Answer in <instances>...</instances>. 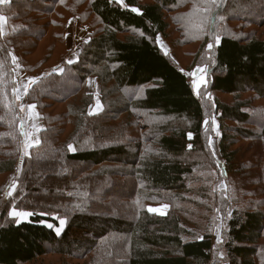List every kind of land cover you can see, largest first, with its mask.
Returning a JSON list of instances; mask_svg holds the SVG:
<instances>
[{
    "label": "trees",
    "instance_id": "16d2710c",
    "mask_svg": "<svg viewBox=\"0 0 264 264\" xmlns=\"http://www.w3.org/2000/svg\"><path fill=\"white\" fill-rule=\"evenodd\" d=\"M0 16V201L22 155L17 65L44 125L0 202V264H218V218L227 264H264V0H10ZM72 17L91 31L78 49ZM199 65L211 103L186 77Z\"/></svg>",
    "mask_w": 264,
    "mask_h": 264
},
{
    "label": "rangeland",
    "instance_id": "374dc122",
    "mask_svg": "<svg viewBox=\"0 0 264 264\" xmlns=\"http://www.w3.org/2000/svg\"><path fill=\"white\" fill-rule=\"evenodd\" d=\"M76 22V26L72 27L74 25V23ZM80 25H79V21L77 18H70L68 20L67 23V42H68V46L74 47L75 45H80L81 42H84L86 39L85 33H83V29H79ZM81 28H86V27H81ZM88 29V28H87ZM90 31V29H88ZM84 36H83V35ZM91 34V31H90ZM158 44L160 46V48L162 49V51L164 53H168L169 49L167 44L165 43V41H163L160 37L158 39ZM210 48L208 47L207 50H209ZM190 51V50H189ZM186 52V51H185ZM186 56V55H185ZM181 56L179 59L181 60V63L183 65H186L190 59L186 56ZM18 69L21 71H19L18 73H15V80L17 82V89L14 91V95L16 98V101L18 103V106L21 110V123L23 124V116L25 117H35L36 116V109H34L35 107H33L30 104H27L25 101V94L26 91L29 87V85L34 81V79L32 78H28L26 77L23 69L21 68L20 65H17ZM25 75L22 76V74ZM186 73V77L188 79V82L191 84L194 94L201 100L207 102V103H211L212 101V96L209 94V92L206 90L208 87V75H207V69L204 65H199L197 66L195 69H193L191 72H185ZM98 92V91H97ZM96 92V93H97ZM99 93L96 94L94 96V101L96 103H100L99 99H98ZM220 100L223 101H227V102H231L232 101V97H227V96H222V95H218ZM91 113V111H89ZM23 113V115H22ZM93 114V113H91ZM27 120V118H25ZM25 120V121H26ZM205 126L206 131L208 133L207 138H208V145H209V149L216 161L217 166L219 167V169L221 170L223 164V161L220 158L219 155V150H218V142H219V136H220V132L217 128V124H216V118L214 117H209L206 119L205 121ZM23 130V127H22ZM26 155H21V159H19V162L17 164V167L15 169V171L8 177V180L5 183V191L2 195V201H4L5 199H7L10 194L12 193L14 186L17 182V179L20 175V171H21V164H22V158H24ZM192 164H194V161H191ZM55 174V173H54ZM57 175V174H55ZM38 184V181H35V185ZM225 184L222 183L219 187L220 190H224L225 188ZM104 190H107V187L105 188V186L102 187ZM103 190V192H104ZM169 205L167 204H159V205H151L148 206V211L151 213H155L158 215H164L166 214V212L169 210ZM150 209H152L153 211H150ZM17 212V213H27L28 215H13V212ZM99 212L101 213L102 211L99 210ZM9 215L11 218H13L17 223H21V222H26L29 220L30 214L26 211H21L18 209H14L11 208L9 210ZM101 215H104V213L102 212ZM58 222L56 228H55V232L57 234H60L63 230V227L65 225V220L62 218H57L56 216H54ZM61 221H63V224H61ZM226 223V218H218V222L217 224H215L214 226V234H213V241L215 244V249H214V254H215V258L218 261V264H227V261L224 257V253L222 252L221 246L223 243V227L225 226ZM45 225H47L48 227L51 226L50 223H46ZM49 260V259H48Z\"/></svg>",
    "mask_w": 264,
    "mask_h": 264
},
{
    "label": "crops",
    "instance_id": "0c3cea01",
    "mask_svg": "<svg viewBox=\"0 0 264 264\" xmlns=\"http://www.w3.org/2000/svg\"><path fill=\"white\" fill-rule=\"evenodd\" d=\"M114 1H117V0H114ZM9 2H10V0H3V3H0V6L7 4ZM119 3H121V0ZM75 26H76V22L74 23V25L72 27H75ZM79 29L85 30V31H83V33H85V36H86L85 41H86L90 35V31L87 28H81V26ZM81 43H83V42H81ZM81 43H80V45H81ZM80 45L79 46L75 45V48L78 49L80 47ZM19 71L20 70L18 69V67H16L15 72L18 73ZM23 74H22V76L25 77L26 74L25 75H23ZM16 89H17V83H16ZM86 89H87V92L89 94H92L93 96H95L96 94L99 93V82L95 78H89L87 80ZM101 110H102L101 104L99 102L96 103L95 101L93 102L92 106L89 109V111H91V113H93V114H97V113L101 112ZM22 115H23V113H22ZM25 118H27V120ZM22 127H23V130H22ZM43 128H44V125H43L42 117L37 113V111H36L35 117L30 118V117H26V116L24 117L23 116V124L21 123V134H22L21 151H22L23 155H28L30 149L40 142V136L39 135H40V132Z\"/></svg>",
    "mask_w": 264,
    "mask_h": 264
},
{
    "label": "snow or ice",
    "instance_id": "6c2138e0",
    "mask_svg": "<svg viewBox=\"0 0 264 264\" xmlns=\"http://www.w3.org/2000/svg\"><path fill=\"white\" fill-rule=\"evenodd\" d=\"M117 2H120V0H117ZM0 3H3V0H0ZM133 11H138V10H137V9H133ZM4 19H5V18H4L3 16H0V22H3ZM208 47L211 48L212 45L210 44ZM33 107H34V106H33ZM69 149H70V150H73L71 146H69ZM150 211H153V210L150 209ZM12 214H13V215H28L27 213L22 214V213H17V212H15V211H14ZM61 224H63V221H61Z\"/></svg>",
    "mask_w": 264,
    "mask_h": 264
}]
</instances>
